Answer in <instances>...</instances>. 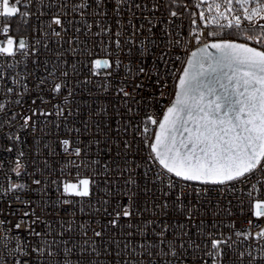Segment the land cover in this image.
<instances>
[{"label": "snow or ice", "instance_id": "snow-or-ice-1", "mask_svg": "<svg viewBox=\"0 0 264 264\" xmlns=\"http://www.w3.org/2000/svg\"><path fill=\"white\" fill-rule=\"evenodd\" d=\"M107 4L108 0H80L79 3H72L70 0H0V35L3 36V39H0V62L7 61L4 64L5 69L24 64L22 72H16L11 77L13 87L7 86L8 77L4 72H0V82L4 84V98L0 101V131L9 129L3 132V135L10 142L4 151L11 153L13 145L26 143L21 140V134L35 133L41 117L47 118L52 110H55L58 119H62L68 132L77 133L75 141L69 138L58 140V145L69 157L61 165L60 173L63 175L73 168L77 169V172L75 182L68 179L50 181L57 191L62 187L61 195L55 200L48 196L49 177L44 173L52 171L49 157L58 153L50 144L41 146L40 139L34 138L33 170L29 173L28 164L23 162L25 154L17 149L15 166L11 172L17 177L27 174L31 178V184L9 181L8 187L4 189L5 193L12 192L13 195L7 198L4 207H0V215L4 217L0 219V264H187L189 250L193 253V264L198 252L212 258V264H223L224 247L232 248L230 238L224 237L223 233L218 234L217 238V234L206 231L203 227L204 221H200L196 237L206 238L204 247L201 248V244L196 243L192 234L185 231L184 223L177 221L169 234L168 224L161 222L162 227L157 231L155 225L158 220L145 218L144 214L150 212L152 217H156V210H159L161 215L168 214L169 198L172 190L176 188L173 177L201 185L228 186L254 172H264V0H212L207 6L208 15L206 16L204 11L198 15V19L204 22V27L200 28V34L194 37L197 42L203 37L205 42L187 57V65L179 74L176 83L175 98L164 110L162 118L157 121L153 115L146 114L143 121L133 123L137 110L154 101L156 89L163 86L159 74L155 80L152 77L139 82L133 80L131 91H125L123 85L128 81L123 80L116 90L121 94V102L127 107L128 115L122 117L125 122L122 125L117 122L114 130L109 124L101 127L100 122H97L95 130L96 133L103 134V141L97 137L85 144L80 139V128L67 127L69 118L74 114L71 108L66 109L63 105L69 102L71 90L63 100L53 103L58 94L68 88V72H60L59 75L63 79L57 81L56 66L49 71L48 62L45 60L44 74L33 76L30 86L28 80L32 73L27 71V61L33 56H39L42 43L45 49H48L50 43H56L60 47H63L65 42L69 45L75 44L78 47H70L67 51L73 54L83 51L91 55L87 43L88 33L93 37L107 35L111 43V26H106L105 23L109 15ZM122 5H127V25L132 29V35L125 38L124 43L135 44L138 40L136 33H143L145 24L149 26V32H152L154 27L153 20L143 16V12L147 10L144 0H115L111 11L115 14V24L118 27L114 34L117 49L121 47L120 29L124 28ZM196 6L204 7V0H197ZM159 7V4L153 2V9ZM166 7L170 26L173 18L183 15L173 9H187L189 6L178 3V0H170ZM89 8L91 13L88 12ZM135 10L141 12L138 24L133 23V19H136ZM89 15L92 18L91 23L88 22ZM191 15L197 16L195 12ZM17 16L25 25L31 17L37 19L38 26L32 28L37 35L33 37L32 43L23 36L16 37L11 34V22ZM156 20L157 23L160 22L159 18ZM242 21H247L250 27L245 28ZM191 23L196 24L197 19H192ZM75 24H80V27H75ZM213 25L216 31H206ZM233 27L245 41H252L259 46L222 38L225 29L231 31ZM70 28L74 35L65 40ZM93 28H98L99 32H92ZM16 31H19V27ZM82 32L85 37L83 41L80 35ZM189 34L191 35V32ZM168 35L170 36L171 32H168ZM144 40L154 43V39L150 37H145ZM140 43L143 45L144 41ZM169 43L173 41L169 40ZM174 43L179 45L181 41L176 40ZM103 50L107 52V47ZM57 58H60V53H57ZM32 63L36 66L34 71H38L40 60L33 59ZM64 63L67 67V62ZM90 63L95 74L96 68L108 65L109 60L94 59ZM115 64L118 68L120 61L116 60ZM144 72V68L140 67L139 73ZM108 76L110 74L106 79ZM107 87L108 84H105V88ZM101 113L107 116V110L103 107L97 110V114ZM119 114L117 110L116 115ZM44 122L47 124L48 120L45 119ZM147 122L158 123L154 139L151 141L147 138ZM141 123L145 125L143 129L140 127ZM56 127L59 128V124ZM83 127L87 132L88 123L85 122ZM11 129L17 131L12 132ZM112 131L116 132L115 138L109 135ZM130 132L133 134L131 140L127 139ZM121 133L125 137L123 140L120 139ZM137 137L144 138V143L151 149L148 158L157 161L161 170L168 175L166 184L163 176L157 175L162 185L161 202L153 199L152 210L147 208L145 202L144 208L137 206L134 211L133 196L125 192L128 197L126 204L118 199L114 203L106 199L102 201V209H94L96 213L102 210L107 217L106 221L90 216L88 222L73 226L74 214L68 221L59 216L53 206H60L62 209L64 205L73 203L65 197L90 195V178H81L79 169L88 167L84 157L92 144L99 146L102 142L107 143L112 139L117 147L123 145L127 155V150L136 142ZM43 149L48 151V156L40 159ZM77 158L79 163L76 162ZM105 169L107 170V165ZM135 183V180L129 177L125 186ZM256 183H264V178ZM256 183L248 192L251 214L264 218V199H260L259 195H252L256 190ZM164 187H167L168 191H164ZM196 191L199 195V188ZM184 194L183 189L178 191L172 205L186 213L191 223L193 210L182 202ZM13 199L18 203L13 204ZM49 207H53L52 212L48 211ZM80 211L83 212V207ZM243 211L241 201V212ZM134 215L138 221L135 226L131 223L120 225L121 219L131 220ZM249 225L252 226V221H249ZM215 226L214 223L213 227ZM115 228L120 230L112 231ZM90 231L91 236L88 235ZM21 232L24 235H21ZM236 235L251 236L252 233L249 230L237 231ZM255 235L264 237V228H260ZM248 254L251 255L250 252ZM244 256L245 252L239 253V257ZM181 257L185 259L181 260ZM248 264H264V251L260 253V260L253 257Z\"/></svg>", "mask_w": 264, "mask_h": 264}, {"label": "built area", "instance_id": "built-area-1", "mask_svg": "<svg viewBox=\"0 0 264 264\" xmlns=\"http://www.w3.org/2000/svg\"><path fill=\"white\" fill-rule=\"evenodd\" d=\"M70 2L79 3L80 0H70ZM137 2H142V0H137ZM144 2L147 4V10L143 12V16L150 17L153 20L154 27L152 32H149L147 30L149 26L145 24L143 33H136L138 40L135 44L131 42L124 43L125 38L132 35V29L127 25V19L129 18V14L125 10L127 5H122L121 14L124 18V28L120 29L122 31L120 37L121 47L117 49L115 46L114 34L118 30V27L115 24V14L111 11L115 0H108L107 7L109 9V15L105 23L106 26H111V31L113 33L111 43L107 35L93 37L91 33H88L87 43L91 55L83 51H77L75 54L71 51H67L70 47H78L75 44L69 45L65 42L63 47H60V45L56 43H50L48 49H45L42 43L40 45L39 56H33L27 61V71L32 73L28 80L30 86L33 76L44 74L45 60L48 62L47 67L49 71L52 70L54 65L56 66L57 81L63 79L59 75L60 72H68V88L59 93L57 99L54 100L53 103H58L63 100V97L68 95V91L71 90L72 95L69 98V102L63 105L66 109L71 108L74 114L69 118L67 127L72 128L74 126L75 128H80V139L84 141L85 144H87L89 140H94L97 137L103 141V134H98L95 130V124L97 122H100L101 127H104L105 124H109L113 130L117 127V122L121 125L125 122L122 117L128 115L127 107L121 102V94L116 90L121 86L123 80L128 81L127 84L123 85L125 91H131L130 85L133 80L139 82L141 80H146L148 77H152L153 80H155L157 74H159V77L163 80V86L156 89L154 101H150L146 106H141V108L137 110V115L133 123L143 121L146 114L153 115L154 118L159 121L163 116L164 110L175 98L176 83L179 80V74L185 67L187 57L205 42L203 37L200 42H197L194 37L199 35L200 28L204 27V22L198 19V15L201 11H204L206 16L208 15L207 6L212 0L204 3V7H197V0H184L183 4H187L189 7L187 9L182 8L178 11L182 12L183 15L178 18H173L170 26L168 25V7H166L168 6V0H144ZM153 2L159 4L160 7L153 9ZM23 10L22 7L21 11ZM32 10L34 11L35 9L33 8ZM88 12L91 13V8L88 9ZM193 12L197 14L196 17L191 15ZM140 16L141 12L135 10L136 19H133L134 24L140 22L138 20ZM156 18H159V23H157ZM192 19H197V23L192 24ZM88 22H92L91 15L88 16ZM242 24L245 28L250 27L247 21H242ZM33 26H38V21L35 17H31L28 20L26 32L23 36L28 39L29 43H32L33 37L37 35L32 31ZM74 26L80 27V24H75ZM192 29H196V31H192ZM207 30L216 31V28L213 25L210 29H206V31ZM92 32H99V29L93 28ZM168 32H171L170 36ZM178 32L179 34H177ZM190 32L191 35L189 34ZM231 32H235L237 35L234 36ZM11 34L16 36L14 32ZM73 35L74 32L70 28L65 40ZM80 35L83 41L85 38L84 33L82 32ZM145 37L153 38L154 43L144 40ZM222 38L235 39L239 42H248L252 46H259L252 41H245L243 37L239 35L235 27H233L231 31L225 29L222 33ZM0 39H3L2 35H0ZM142 40L144 41L143 45L140 43ZM169 40L173 41V43L170 44ZM176 40H180L181 43L179 45L175 44L174 41ZM16 46L18 47V41ZM105 46L107 47V52L103 50ZM129 49H131V51H129ZM57 53H60L59 59L57 58ZM37 58L40 60V66L38 71H34L36 66L32 63V60ZM17 59L19 60L20 57L18 56ZM94 59H107L109 60V64L99 66L96 68L94 74L90 63V61ZM116 60L120 61L118 68L115 64ZM65 61L67 62V67L65 66ZM5 63H7V61L0 62V72H4L8 77L7 86L13 87L11 77L16 72H22L24 64L21 63L16 68L5 69ZM73 65L75 67H73ZM140 67H143L145 70L143 74L139 73ZM108 74H110V76L106 79ZM105 84H108L107 88H105ZM3 89L4 84L0 82V101H3L4 98ZM17 91H19V89H17ZM161 92H163V96H161ZM49 107H51V105H49ZM101 107L107 110V116L102 113L97 114V110ZM77 109H79L78 112ZM117 110H119V115H116ZM45 119L48 120L47 124L44 122ZM85 122L88 123L87 132L83 127ZM57 124H59V128L56 127ZM144 126L143 123L140 124L141 129H143ZM146 126L149 129L147 138L151 141L154 138L158 123L152 124L151 122H147ZM7 131H9L7 128L0 131V207H4L7 204V198L13 195L12 192H4V189L8 187L9 181L12 183L31 184V178L27 174H22L20 177H17L15 173L11 172V169L15 166L17 149H19L25 154L23 162L28 164L27 171L29 173L32 172V159L35 153V146L33 144L34 138L40 139L41 146L45 143L50 144L55 149L56 153H58L56 156L49 157V164L52 171L44 173L45 176L49 177L50 191L48 196H50L52 200H55L62 192V187L60 191H57L56 186L51 185V180L68 179L75 182L77 169H70L63 175L59 171L61 165L64 164L65 160L69 157L58 145V140L69 138L75 141L77 133L75 131H67L62 119L56 117L55 110H52L47 118L41 117L35 133L29 132L21 134V140L26 141V143L13 145V151L11 153L4 151V149L9 147L10 143L3 135V132ZM11 131L16 132L17 130L11 129ZM109 135L115 138L116 132L112 131ZM132 136L133 134L130 132L127 139L131 140ZM124 138L123 133H121L120 139L123 140ZM137 144L139 148H137ZM150 151L151 149L144 143L143 137L136 138V142L127 150V155H125L123 145L121 144L117 147L112 142V139H109L107 143L102 142L99 146L93 143L87 155L84 157L88 167L79 169L81 178H90V195L88 197L68 196L65 198L73 201L71 205H64L62 209L60 206L53 207L65 221H68L74 214L73 226L78 223L88 222L90 216L106 221L107 217L104 216L103 211L101 210V212L96 213L94 209H102V201L106 199L112 200L113 203L118 199L126 204L128 202V197L124 194L125 192L133 196L134 211L137 206L144 208L145 202H147V208L152 210L153 199L158 203L162 200L160 192L162 185L157 179V175L163 176L165 184L168 175L161 170L157 161L148 158ZM47 156L48 151L43 149V156H41L40 159H44V157ZM93 161H98V163H93ZM76 162H80L78 158ZM105 165H107V170L105 169ZM129 177L135 180L136 183L135 185H128L126 187L125 181H127ZM173 178L176 183V188L172 190V195L169 198L168 214L166 216L161 215L159 210H156V217H152L150 212H145L144 214L145 218H156L158 220V223L155 225L157 231L162 227V223H166L169 225L168 232L171 234L176 222L179 221L185 224V231L190 232L193 239L196 240V243H200L201 248H203L206 238H197L196 231L200 226V221H204L203 227L206 231L217 234V238H219L218 234L220 233H223L224 237L230 238L229 243L232 244V248L229 249L224 247L223 251L225 255L223 264H241V261L242 264H248L253 257H255L256 260H260V253L264 251V237H258L255 233H257L260 228H264V218H257L251 214L248 192L252 189L254 183L264 178V172H254L252 175L246 176L244 179L228 186L201 185L198 182H184L179 178ZM197 188H199V195H197ZM181 189H183L185 193L182 197V202L193 210L191 223H189V218L186 213H182L181 210L172 205L175 194ZM164 191H168L167 187H164ZM252 195H259L260 199H264V183H256V190L252 192ZM241 201H243V213L241 212ZM12 203L17 204L18 201L13 199ZM53 207H49L48 211L52 212ZM81 207H83V212L80 211ZM229 211L231 214H229ZM3 218L4 217L0 215V219ZM249 221H252V226L249 225ZM137 222L136 216L134 215L131 220L128 218L121 219L120 225L131 223L135 226ZM214 223L216 224L215 227H213ZM57 230H59L58 226ZM119 230V228L112 229L114 232H118ZM246 230H249L252 235H236L237 231L244 232ZM109 234H111V232ZM21 235H24V233L21 232ZM88 235H92L91 231ZM208 247H211L210 241H208ZM240 252H245L243 258L239 257ZM249 252L251 255L248 254ZM195 255L197 257L195 264H212V258L204 256L202 252H198ZM192 256L193 253L189 250L186 258L187 264H193ZM180 259L184 260L185 257H181Z\"/></svg>", "mask_w": 264, "mask_h": 264}, {"label": "trees", "instance_id": "trees-1", "mask_svg": "<svg viewBox=\"0 0 264 264\" xmlns=\"http://www.w3.org/2000/svg\"><path fill=\"white\" fill-rule=\"evenodd\" d=\"M184 0H178V3L183 4ZM170 4V0H168V5ZM183 7L175 8L173 10L180 11ZM13 32L17 37L24 36L26 32V25L23 23L22 19L17 16L15 20L12 22ZM19 27V31H16V28ZM232 35L236 36L235 32H231Z\"/></svg>", "mask_w": 264, "mask_h": 264}, {"label": "water", "instance_id": "water-1", "mask_svg": "<svg viewBox=\"0 0 264 264\" xmlns=\"http://www.w3.org/2000/svg\"><path fill=\"white\" fill-rule=\"evenodd\" d=\"M209 1H211V0H204V3H206V2H209ZM239 42V41H238ZM196 50V49H195ZM194 50V51H195ZM187 65V62H186V64H185V66ZM184 70V69H183ZM183 72V71H182ZM155 135V134H154ZM154 139V138H153Z\"/></svg>", "mask_w": 264, "mask_h": 264}]
</instances>
